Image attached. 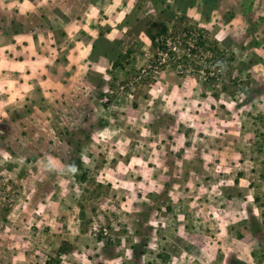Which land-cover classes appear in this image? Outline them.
I'll use <instances>...</instances> for the list:
<instances>
[{"label": "rangeland", "instance_id": "374dc122", "mask_svg": "<svg viewBox=\"0 0 264 264\" xmlns=\"http://www.w3.org/2000/svg\"><path fill=\"white\" fill-rule=\"evenodd\" d=\"M107 1L0 0V264H264V0Z\"/></svg>", "mask_w": 264, "mask_h": 264}, {"label": "trees", "instance_id": "16d2710c", "mask_svg": "<svg viewBox=\"0 0 264 264\" xmlns=\"http://www.w3.org/2000/svg\"><path fill=\"white\" fill-rule=\"evenodd\" d=\"M98 9L100 11L103 12V10H105V8L107 7V0H98ZM237 5L231 3V1L229 0H219V3H218V7L220 10H224V11H228L229 13H232V12H239V9L236 7ZM161 34H165L166 33V27L164 25H162L161 27V31H160ZM150 38L151 40H154L155 37L153 35H150ZM161 49H163L162 47H160ZM243 238V237H241Z\"/></svg>", "mask_w": 264, "mask_h": 264}]
</instances>
